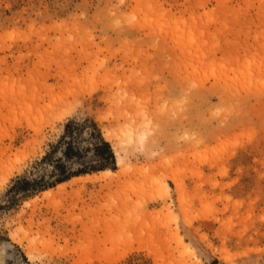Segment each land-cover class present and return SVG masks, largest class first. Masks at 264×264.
Returning <instances> with one entry per match:
<instances>
[{"label":"rangeland","instance_id":"374dc122","mask_svg":"<svg viewBox=\"0 0 264 264\" xmlns=\"http://www.w3.org/2000/svg\"><path fill=\"white\" fill-rule=\"evenodd\" d=\"M68 119L123 163L6 206ZM0 264H264V0H0Z\"/></svg>","mask_w":264,"mask_h":264},{"label":"trees","instance_id":"16d2710c","mask_svg":"<svg viewBox=\"0 0 264 264\" xmlns=\"http://www.w3.org/2000/svg\"><path fill=\"white\" fill-rule=\"evenodd\" d=\"M88 130V137H82ZM88 145L82 146L83 142ZM91 154L95 160L84 163L82 160ZM79 159L80 166L72 168L69 161ZM39 165H49L50 169L45 173L28 176H18L8 189L6 206L12 205L18 197L28 196L37 191L52 187L70 178L93 171L115 169V156L108 141H106L100 128L91 119L78 121L68 119L63 126V132L58 141L52 144L50 150L36 162L33 168Z\"/></svg>","mask_w":264,"mask_h":264},{"label":"bare ground","instance_id":"6f19581e","mask_svg":"<svg viewBox=\"0 0 264 264\" xmlns=\"http://www.w3.org/2000/svg\"><path fill=\"white\" fill-rule=\"evenodd\" d=\"M129 128H126L125 130H128ZM129 131V130H128ZM129 132H132V131H129ZM124 133V132H123ZM105 134V133H104ZM107 134H108V136H107ZM107 134H105L106 136H105V139H107V140H109V138L108 137H110L109 135H111L110 133H108L107 132ZM127 134H129L128 136H127V139H132V136L134 135V132H132V133H127ZM140 134V136L142 137L143 136V133L142 132H140L139 133ZM115 145V144H114ZM113 145V146H114ZM116 145H118V147L120 146V148H117V146H116V148L114 147V151H115V155H116V162H117V164H119L120 165V163L122 164L123 163V159L124 158H121V155H120V151H121V145H119V143H116ZM123 156V155H122ZM115 172L116 171H113V170H111V169H105V170H101V171H99V172H97V173H93V174H85V175H79V176H76V177H72V179H70V180H76V179H79V178H83V179H91V178H99L100 176H111V175H113V174H115ZM69 180V181H70ZM65 183H67V181H64V182H61V183H59V184H57V189H60V188H62V187H64V185H65ZM53 188L51 187V188H49V189H46V190H44V191H42V193L44 194V195H48V194H50V193H53ZM32 200V199H31ZM30 200V201H31ZM28 202H29V200H27Z\"/></svg>","mask_w":264,"mask_h":264}]
</instances>
